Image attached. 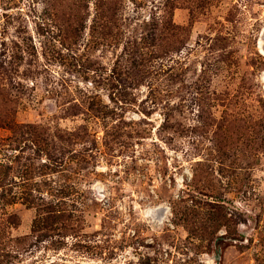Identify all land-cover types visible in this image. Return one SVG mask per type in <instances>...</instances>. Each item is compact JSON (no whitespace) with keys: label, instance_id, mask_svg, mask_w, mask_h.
I'll return each mask as SVG.
<instances>
[{"label":"rangeland","instance_id":"rangeland-1","mask_svg":"<svg viewBox=\"0 0 264 264\" xmlns=\"http://www.w3.org/2000/svg\"><path fill=\"white\" fill-rule=\"evenodd\" d=\"M264 0H0V264H264Z\"/></svg>","mask_w":264,"mask_h":264},{"label":"water","instance_id":"water-1","mask_svg":"<svg viewBox=\"0 0 264 264\" xmlns=\"http://www.w3.org/2000/svg\"><path fill=\"white\" fill-rule=\"evenodd\" d=\"M261 41H262V44H263L262 47H261V49H262V52L264 53V37L262 38Z\"/></svg>","mask_w":264,"mask_h":264},{"label":"bare ground","instance_id":"bare-ground-1","mask_svg":"<svg viewBox=\"0 0 264 264\" xmlns=\"http://www.w3.org/2000/svg\"><path fill=\"white\" fill-rule=\"evenodd\" d=\"M262 41L259 43V47L261 48L262 47ZM261 53L264 55V53L262 52V49H261Z\"/></svg>","mask_w":264,"mask_h":264}]
</instances>
